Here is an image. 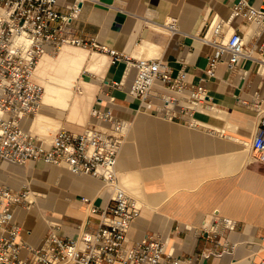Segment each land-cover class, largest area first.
<instances>
[{
  "label": "crops",
  "instance_id": "0c3cea01",
  "mask_svg": "<svg viewBox=\"0 0 264 264\" xmlns=\"http://www.w3.org/2000/svg\"><path fill=\"white\" fill-rule=\"evenodd\" d=\"M237 2L60 0L63 15L78 6L67 31L87 46H64L40 59L34 77L45 88L43 102L34 116L22 121L45 147L60 130L81 133L96 123L95 110L111 111L129 123L115 166L118 187L141 207L128 237L131 242L149 234L168 239L176 264H264V164H249L246 158L258 131L257 109L264 107L263 66L258 60H243L234 71L220 64L212 76L206 74L208 56L216 47L203 38H210L209 27L216 19L230 20ZM250 3L260 8L264 0ZM169 23L177 25L176 32L170 33ZM234 32L244 36L256 59L264 60L260 17L234 21L218 39L226 42ZM140 58L167 62L173 76L187 71L186 96L204 80L209 100L192 106L165 88H155L149 94L153 111L145 110L129 94L137 75L132 62ZM167 99L174 105L162 111ZM24 185L34 204L18 206L14 222L22 228V243L34 248L43 245L53 226L70 240L96 231L101 211L114 195L111 186L89 174L0 158V188L19 190ZM214 213L236 221V229L218 239L237 249L232 255L204 258L201 253L209 245L197 229ZM26 247L22 259L29 255Z\"/></svg>",
  "mask_w": 264,
  "mask_h": 264
},
{
  "label": "built area",
  "instance_id": "2783aa9c",
  "mask_svg": "<svg viewBox=\"0 0 264 264\" xmlns=\"http://www.w3.org/2000/svg\"><path fill=\"white\" fill-rule=\"evenodd\" d=\"M59 1L0 0V158L18 165L38 161L66 167L73 174H89L111 186L114 195L101 211L102 218L96 231L84 232L76 240H70L58 235L53 226L43 245L34 248L22 243V228L14 222L18 206L28 208L34 204L31 190L26 185L19 190L1 187L0 231L4 235L0 236V264H163L165 260L167 264H176L172 260L174 246L168 239L149 234L139 242H131L128 237L141 207L118 187L115 166L126 141L129 123L111 111L95 110L96 123L87 125L81 133L60 130L46 147L22 127V121L34 116L43 102L45 89L34 80L40 59L64 46H87L67 31L70 21L77 16L78 6L69 7L68 14L63 15L58 8ZM256 17L264 24V4L255 8L250 0H238L230 20L216 19L210 25V38L204 36L203 40L214 45L216 51L208 56V76H212L220 64H226L234 71L243 60L260 61L264 72V60L256 59L247 49L241 33L234 32L226 42L218 39L227 25L238 19L252 21ZM168 29L174 33L177 25L169 23ZM92 47L107 51L95 44ZM113 55L115 58L121 56ZM132 65L137 69V75L129 94L139 99L145 110L153 111L149 94L155 88H165L192 106L209 100L204 80L195 86L191 95L183 94L188 76L184 69L173 76L171 67L161 59H135ZM114 86L119 87L118 84ZM165 102L162 111L170 110L174 105L170 99ZM97 103L101 104L102 100L99 98ZM257 111L259 126L249 144V164H264V107H258ZM236 227V221L218 213L206 217L197 229L209 245L201 256L220 258L234 254L237 245L227 240L220 242L218 237ZM24 247L29 254L26 259L20 256Z\"/></svg>",
  "mask_w": 264,
  "mask_h": 264
},
{
  "label": "bare ground",
  "instance_id": "6f19581e",
  "mask_svg": "<svg viewBox=\"0 0 264 264\" xmlns=\"http://www.w3.org/2000/svg\"><path fill=\"white\" fill-rule=\"evenodd\" d=\"M171 33V32H170ZM39 63V62H38ZM38 65V64H37ZM43 86V85H42ZM44 87V86H43ZM45 89V88H44ZM44 95H45V92H44ZM44 95H43V98H44ZM208 113H213V112H210L209 110H207ZM228 120V119H227ZM246 149V148H245ZM244 149V150H245ZM246 153V152H245ZM247 155V154H246ZM247 158V157H246Z\"/></svg>",
  "mask_w": 264,
  "mask_h": 264
},
{
  "label": "rangeland",
  "instance_id": "374dc122",
  "mask_svg": "<svg viewBox=\"0 0 264 264\" xmlns=\"http://www.w3.org/2000/svg\"><path fill=\"white\" fill-rule=\"evenodd\" d=\"M53 57H55L56 58V55H52ZM34 80L37 82V83H40L39 81H37L36 79H35V77H34ZM41 84V83H40ZM42 85V84H41Z\"/></svg>",
  "mask_w": 264,
  "mask_h": 264
}]
</instances>
